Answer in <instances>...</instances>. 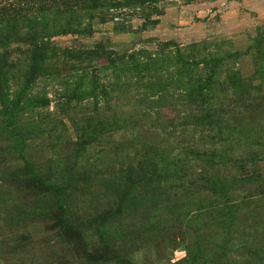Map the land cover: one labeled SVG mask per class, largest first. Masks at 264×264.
Returning <instances> with one entry per match:
<instances>
[{
    "label": "rangeland",
    "instance_id": "rangeland-1",
    "mask_svg": "<svg viewBox=\"0 0 264 264\" xmlns=\"http://www.w3.org/2000/svg\"><path fill=\"white\" fill-rule=\"evenodd\" d=\"M0 264H264V0H0Z\"/></svg>",
    "mask_w": 264,
    "mask_h": 264
}]
</instances>
